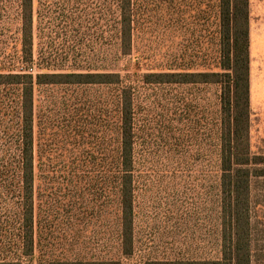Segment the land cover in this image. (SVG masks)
Here are the masks:
<instances>
[{"label": "trees", "instance_id": "trees-1", "mask_svg": "<svg viewBox=\"0 0 264 264\" xmlns=\"http://www.w3.org/2000/svg\"><path fill=\"white\" fill-rule=\"evenodd\" d=\"M106 1L101 72L0 68V264H251L250 181L264 156L249 138V0ZM17 4L18 46L9 53L34 66L33 0ZM150 34L153 46H141ZM119 57L147 67L143 92L108 66ZM204 88L214 90L212 103ZM193 116L204 127L213 121L214 135L195 142L202 166L216 159L218 168V207L203 219L214 248L209 233L196 250L182 242L191 216L179 214L177 192L163 191L174 247L156 256L138 238L140 220V230L155 229L142 218L150 198L141 189L153 168H182L173 130ZM157 121L171 124L170 134L156 137Z\"/></svg>", "mask_w": 264, "mask_h": 264}, {"label": "rangeland", "instance_id": "rangeland-1", "mask_svg": "<svg viewBox=\"0 0 264 264\" xmlns=\"http://www.w3.org/2000/svg\"><path fill=\"white\" fill-rule=\"evenodd\" d=\"M111 5L113 6V4ZM111 5L106 0H33V66L20 64L21 60L16 59L19 56L13 57V54L9 53L18 38V22L15 19L18 4L17 0H0V68L3 66L10 68L11 64L14 71H21V68L29 71L35 67V73H44L48 72L47 70L65 72L83 66L85 68L92 67L93 73L101 72L100 68L107 66L105 63L106 50L110 43L107 32L112 23L107 19L106 11ZM74 18L75 20L72 22ZM254 19H256L255 26L249 25V46L251 34L254 31H259L255 27L258 21L260 22V18L257 16ZM156 35L153 33L154 37ZM151 36L152 34L142 36L143 39L149 37L150 41L145 44L140 40L141 46H153L154 42ZM17 46V44L14 46L15 50H17ZM129 60H131L130 57H119L118 65L111 62L108 66L111 67V70L120 72L124 81L143 92L140 76L147 70V67L131 64ZM249 79L250 147L252 153L264 156V57L251 56L250 48ZM65 88L67 87L62 89ZM101 88L93 85L88 87V90L90 92L100 91ZM204 89L199 95L209 99L208 103H212L214 90ZM161 94L158 93V95ZM212 123L213 121L209 119L204 127L203 123L198 122V118L193 116L184 119L180 126L175 127L173 131H177L173 133L176 136H181L186 157L182 162V168H153L150 175V186L141 189L142 195L148 191L150 198L144 201V205L147 206V215L142 218L145 220L148 216L149 223L153 222L155 229L152 227V229L140 230V222H142L140 220L138 238L144 245L143 248L153 252L156 256H164L165 252L174 247L171 245L167 221L161 215V210L167 209L168 203L163 191L177 192L174 200L179 206V214L183 220L188 216L192 218H190L188 229L180 221L183 226L179 230L182 242L196 250L198 247L206 246L204 240L209 233L213 237L206 238L207 246L211 250L214 248V245L210 243V240L214 242V234L210 233L211 229L208 227L212 223H208L207 226V223H203V219L204 216L208 217L212 210H215L213 212L216 213L218 207V168H216V159H213V162H207L206 168L202 166L198 160L199 147L195 142L202 136L214 135ZM170 125L168 122L157 121L155 136L170 134ZM260 169L263 170L261 176L253 177L250 181L251 264H264V166H261ZM205 206L206 211L203 212L202 208ZM100 246L101 244L97 240H91L89 247L91 254H100L102 252Z\"/></svg>", "mask_w": 264, "mask_h": 264}, {"label": "crops", "instance_id": "crops-1", "mask_svg": "<svg viewBox=\"0 0 264 264\" xmlns=\"http://www.w3.org/2000/svg\"><path fill=\"white\" fill-rule=\"evenodd\" d=\"M260 18V22L255 28L257 32H251L250 52L253 57H264V0H249V25L255 26V17Z\"/></svg>", "mask_w": 264, "mask_h": 264}]
</instances>
